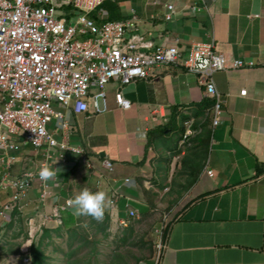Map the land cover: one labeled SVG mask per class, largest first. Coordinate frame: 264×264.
Instances as JSON below:
<instances>
[{"label":"crops","instance_id":"0c3cea01","mask_svg":"<svg viewBox=\"0 0 264 264\" xmlns=\"http://www.w3.org/2000/svg\"><path fill=\"white\" fill-rule=\"evenodd\" d=\"M194 1L199 9L191 14L188 7ZM167 2L175 7L169 21L163 18ZM132 4L123 5L124 14ZM139 4H133L139 10L135 32L142 41L176 44L183 53L192 43H212L229 59L254 64L212 74L223 101L216 125L207 105L212 98L194 74L176 65L156 67L149 79L124 85L128 109L115 104L109 85L106 107L127 111L134 106L138 122L133 133L113 124L101 134L104 141L97 150L89 148L91 135L82 126L91 115L69 112L70 143L89 148L88 155L103 170L101 178L99 170L86 175L87 180H100L108 197L123 201L122 216L126 202H173L165 215L172 218L157 264H264V0H160L145 4L146 18ZM187 119L193 134L183 144ZM122 141L125 145L117 144ZM37 156L34 165L41 161ZM102 160L110 161V171L99 167ZM54 162L52 158L49 167ZM77 170L87 171L78 165L57 172L58 183L48 179L49 186L54 184L51 196L60 194ZM63 200L57 197L59 203ZM145 262L154 263L153 258Z\"/></svg>","mask_w":264,"mask_h":264},{"label":"built area","instance_id":"2783aa9c","mask_svg":"<svg viewBox=\"0 0 264 264\" xmlns=\"http://www.w3.org/2000/svg\"><path fill=\"white\" fill-rule=\"evenodd\" d=\"M104 0H0V191L10 196L0 203V214L11 211L39 176L40 169L52 158L59 171L68 172L82 165L89 174L100 170L87 149L70 143V122L66 112L86 117L106 109L109 85H113L115 104L128 109L130 101L123 87L138 79H149L160 66L176 65L196 76L207 96L213 99L212 125L218 123L223 101L212 74L215 71L253 66L252 61L229 59L213 48L212 43L195 42L183 53L176 44L153 45L135 32L139 10L129 6L120 20H98L105 13L97 11ZM156 5L160 0H146ZM163 18L172 19L175 7L163 4ZM199 9L194 1L188 7L192 14ZM245 94V89L239 91ZM99 100H101V105ZM52 123L51 129L48 124ZM193 134L192 121H184L180 142L185 144ZM30 145L41 161L13 174L10 169L16 154ZM99 167L110 171L112 165L102 160ZM52 177L54 183L60 178ZM128 179L126 178L125 181ZM98 185L100 180L96 182ZM41 200L52 192L48 181L38 182ZM71 198L55 205L66 210ZM125 214L118 218L126 227L136 210L124 204ZM30 244V243H29ZM163 237L155 245L153 264H157ZM140 264H147L140 262Z\"/></svg>","mask_w":264,"mask_h":264},{"label":"rangeland","instance_id":"374dc122","mask_svg":"<svg viewBox=\"0 0 264 264\" xmlns=\"http://www.w3.org/2000/svg\"><path fill=\"white\" fill-rule=\"evenodd\" d=\"M139 1L123 0L121 4L127 6L131 2V4L138 5ZM145 1L142 0L139 4L140 8L143 9L141 13L143 18L149 15ZM133 4L132 6H134ZM99 102L101 105V100ZM133 108L134 106L127 111H122L112 109L107 104L104 111L92 114L89 119L82 120L85 132L91 135L89 148L99 149V142L104 141L101 134L109 130L113 124L123 132L133 133L138 122ZM68 113L66 112L65 116L69 121ZM47 126L51 129L53 124L50 123ZM117 144L125 145L124 141ZM31 149L30 145H25L22 147V151L16 154V160L10 169L11 173L16 174L23 169L30 168L33 162L39 160L38 156H34L35 154ZM1 171L0 164V173ZM86 172L77 170L76 173H73V177L69 178V181L61 185L60 194L47 197L44 200L38 196V179H36L27 190L26 195L18 201L11 211L0 214V264H31L29 255L25 253L29 243L37 241L40 235L44 234L43 229L45 228L51 230L50 236L43 238L42 249L44 254L51 257L50 264L63 263L65 260L63 254L69 250L67 239L70 227L77 229L71 246L74 250L72 259L75 260L76 264H140V262L154 258L157 240L160 235L162 237L167 222L172 218V216L165 215L173 202L149 198L143 200L144 202L139 200L129 203L130 206L133 204L134 208L137 209L136 215L129 219L126 226H131V233H128L125 230L126 227L121 226L118 222V218L123 215L122 210H120L123 208V201L115 200L112 196H107L111 199L112 204L104 212L108 215L106 222H103L104 216L101 220H95L90 216L80 215L75 223L65 224L62 213L55 210V205L59 203L57 201L58 196L72 199L75 192L83 187H87L91 191L101 189L99 188L100 185L97 186L92 178L87 180L89 173ZM50 186L52 189L54 184L52 183ZM7 199V194L0 191V203ZM112 206H115L116 210L111 209ZM58 227L59 230L56 231L55 229ZM83 232L87 235V242L76 248ZM121 237H125V240L121 241ZM93 240L96 242L95 246ZM93 248L96 249L95 252Z\"/></svg>","mask_w":264,"mask_h":264},{"label":"trees","instance_id":"16d2710c","mask_svg":"<svg viewBox=\"0 0 264 264\" xmlns=\"http://www.w3.org/2000/svg\"><path fill=\"white\" fill-rule=\"evenodd\" d=\"M122 1L123 0H104L101 2L100 5L97 6L95 11H92L90 13V16H95V13L97 11H101V12L105 13V18L98 20V22H102L104 20H120L124 17V7L121 4ZM212 104H213L212 99L207 100L208 106H212ZM5 194H7L8 197L10 196L9 192H7ZM61 213H62L61 215L63 218V222L65 224H73V223H75L76 219L78 217H80V215H77L74 212V210L71 206H69L64 211H61ZM73 214H74V216H73ZM103 216H104L103 222H106L108 219V215L106 213H104ZM50 230L51 229H48V228L43 229L44 234L40 235V237L37 241H35V242L33 241L30 243V245L27 249V252L25 254L29 255L31 264H50L51 257H49L48 255H45L43 252V249H42L43 248V246H42L43 238H44V236H50L49 235ZM55 230L58 231L59 227ZM76 230L77 229L74 227H70L68 229L69 236L67 239V244H68L69 250L63 254L65 256V260L61 264H76L75 260L72 259L74 250L71 248L72 242H73V236L75 233H77ZM125 230H127L128 233L132 232L131 226L126 227ZM80 236L81 237L79 240V244L77 245L76 248H79L81 245H83L87 242V235L84 232ZM162 237H163V235H162ZM120 240L124 241L125 237H121ZM95 243H96L95 240H93L94 246H95ZM93 251L95 252L96 249L93 248ZM21 255H22V253H21ZM114 256H115V254H114ZM86 260H88V259H86Z\"/></svg>","mask_w":264,"mask_h":264},{"label":"clouds","instance_id":"9594fccd","mask_svg":"<svg viewBox=\"0 0 264 264\" xmlns=\"http://www.w3.org/2000/svg\"><path fill=\"white\" fill-rule=\"evenodd\" d=\"M53 164L50 167L44 166L40 169L38 175L42 180L47 181L55 175L58 169L53 167ZM70 204L77 215H86L95 220H101L112 201L107 197L104 189L91 191L87 187H83L75 192Z\"/></svg>","mask_w":264,"mask_h":264},{"label":"water","instance_id":"95a60500","mask_svg":"<svg viewBox=\"0 0 264 264\" xmlns=\"http://www.w3.org/2000/svg\"><path fill=\"white\" fill-rule=\"evenodd\" d=\"M99 155L102 157V156H104V153H103V152H100V154H99Z\"/></svg>","mask_w":264,"mask_h":264}]
</instances>
